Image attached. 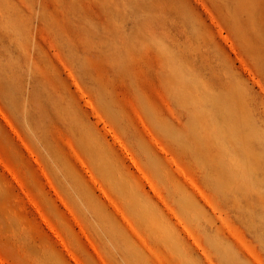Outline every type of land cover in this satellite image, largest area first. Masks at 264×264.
<instances>
[{"label":"rangeland","instance_id":"374dc122","mask_svg":"<svg viewBox=\"0 0 264 264\" xmlns=\"http://www.w3.org/2000/svg\"><path fill=\"white\" fill-rule=\"evenodd\" d=\"M0 264H264V0H0Z\"/></svg>","mask_w":264,"mask_h":264}]
</instances>
